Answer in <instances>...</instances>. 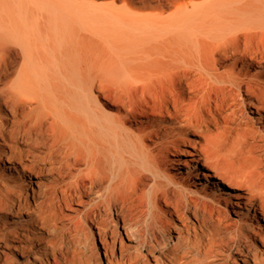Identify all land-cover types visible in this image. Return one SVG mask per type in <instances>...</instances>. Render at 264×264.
Returning a JSON list of instances; mask_svg holds the SVG:
<instances>
[{"label": "bare ground", "instance_id": "1", "mask_svg": "<svg viewBox=\"0 0 264 264\" xmlns=\"http://www.w3.org/2000/svg\"><path fill=\"white\" fill-rule=\"evenodd\" d=\"M104 256L264 264V0H0V264Z\"/></svg>", "mask_w": 264, "mask_h": 264}, {"label": "rangeland", "instance_id": "2", "mask_svg": "<svg viewBox=\"0 0 264 264\" xmlns=\"http://www.w3.org/2000/svg\"><path fill=\"white\" fill-rule=\"evenodd\" d=\"M118 254H119V250L115 249V250H114V257H112V259H115V257L118 256ZM104 259H105L106 263L108 264L109 261H108V259H107L106 256H104Z\"/></svg>", "mask_w": 264, "mask_h": 264}]
</instances>
